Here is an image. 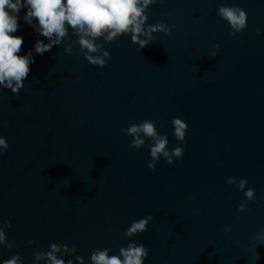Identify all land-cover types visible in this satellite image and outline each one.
Returning <instances> with one entry per match:
<instances>
[{
    "label": "water",
    "instance_id": "water-1",
    "mask_svg": "<svg viewBox=\"0 0 264 264\" xmlns=\"http://www.w3.org/2000/svg\"><path fill=\"white\" fill-rule=\"evenodd\" d=\"M221 6L244 9L247 28L230 35ZM23 14L20 54L37 39L48 43ZM147 15V24L175 30L142 50L131 33L96 38L93 55L110 54L104 68L89 64L69 30L35 56L19 95L0 91L9 144L0 155V226L11 222L13 244L0 246V260L18 254L35 264L56 243L90 264L95 249L118 254L135 243L149 249L145 264H264L256 239L264 238V0H158ZM177 117L188 125L183 158L150 170L149 142L132 148L127 128L151 119L171 150ZM230 177L246 179L256 199L246 201ZM148 215L147 231L130 241L126 230Z\"/></svg>",
    "mask_w": 264,
    "mask_h": 264
},
{
    "label": "clouds",
    "instance_id": "clouds-1",
    "mask_svg": "<svg viewBox=\"0 0 264 264\" xmlns=\"http://www.w3.org/2000/svg\"><path fill=\"white\" fill-rule=\"evenodd\" d=\"M157 3L158 0H0V91L10 90L13 95H19L31 71L30 65L35 63V56H43L54 46L58 47L69 35V30L78 37L79 45L85 53L84 58L90 65L98 68L106 67L110 54L104 51L103 55H93L102 47L96 43V38L111 42L117 37L131 33L132 42L142 50L155 41L156 33L168 36L175 30V25L169 26L163 22L147 24L148 10ZM22 9L24 23L38 36L46 38L48 43L37 39L32 48L20 54L24 37L15 33L20 27ZM217 15L230 25V35L240 34L247 28V14L238 6H221ZM257 35H260L259 29ZM215 48L219 50V45ZM65 51L71 54L70 48ZM215 55L216 52H213L210 58ZM172 126L179 146L171 150L168 147V136L158 132L155 121L143 120L127 128L126 134L132 138V148L140 150L146 141L149 142L150 170L156 169L161 158L168 165L183 158L187 148L188 125L177 117L173 118ZM8 148L7 138L0 136V155ZM227 183L236 185L238 190L244 193L246 201L252 202L256 199L255 190L247 187L246 179L237 181L236 178L230 177ZM238 211H245L244 202H241ZM152 219L153 217L148 215L133 221L125 236L131 241L135 236L146 232ZM8 228H11V222L6 220L0 226V246L11 250L13 244L6 238L5 231ZM256 239L260 241L259 245H264V238L257 236ZM28 243L35 247V241L29 240ZM111 253V248L93 250L90 264H145L149 249L143 244L129 243L126 248L120 247L118 254ZM0 264H25V261L15 254L0 260ZM35 264H85V260L77 255L74 246L52 243L47 252L35 254Z\"/></svg>",
    "mask_w": 264,
    "mask_h": 264
}]
</instances>
